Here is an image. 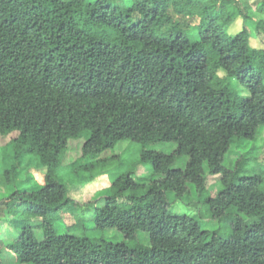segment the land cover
<instances>
[{
  "label": "trees",
  "instance_id": "1",
  "mask_svg": "<svg viewBox=\"0 0 264 264\" xmlns=\"http://www.w3.org/2000/svg\"><path fill=\"white\" fill-rule=\"evenodd\" d=\"M263 129L264 0H0V137H10L0 220L18 233L6 247L14 264H264V175L241 173L252 161L264 168V142L244 148ZM85 135L70 163L77 175L124 140L152 166L140 181L118 175L93 200L97 228H117L121 242L54 225L72 202L57 172ZM160 142L176 148H152ZM235 145L243 152L226 167ZM182 156L186 166L173 167ZM208 175L221 182L215 195ZM194 194L229 232L171 211Z\"/></svg>",
  "mask_w": 264,
  "mask_h": 264
},
{
  "label": "rangeland",
  "instance_id": "2",
  "mask_svg": "<svg viewBox=\"0 0 264 264\" xmlns=\"http://www.w3.org/2000/svg\"><path fill=\"white\" fill-rule=\"evenodd\" d=\"M243 27V18L238 15L235 22L231 25L230 31L237 32ZM251 44L254 46H262L260 41L257 38H251ZM238 91L242 94L245 93L244 87L240 84H235ZM85 137L80 139H71L69 141V150L64 155L62 165L60 166L57 174L60 179L65 181L68 189L69 195L72 198V202L67 208L66 212L61 214L54 225L57 230L67 229L68 231L77 233L79 235L89 236L91 238H106L112 242H121L125 239L124 234L117 228H108V229H99L95 223V202L93 201L97 197L103 198L109 194L107 190L111 185L112 181L121 174H132L135 179H144L145 177L152 175V166L150 164H145L140 161L142 145L133 140H124L119 142L114 148L109 149L101 154V158H109L104 161V165L100 168H96L93 172H84L82 171L80 175H77L72 172L71 165L72 161L76 160L81 154V142L85 141ZM10 140V137H0L1 147H5L7 142ZM256 141V142H255ZM255 141H244V148H251L254 145H258L261 142H264V129L257 136ZM261 152H259L258 159L264 163V145H260ZM152 148L158 151H164L167 153L172 152L176 148V143L172 142H160L155 145H152ZM259 151V149H257ZM243 150L236 147L232 148L231 151L225 157V166L233 167L236 163L232 164V159H235L239 153H242ZM2 158V157H1ZM0 158V163L2 159ZM187 163V156H182L176 159L173 167H182L184 168ZM255 161L244 165V170L241 173L244 174H254V173H263L264 168ZM263 165V164H261ZM6 166V165H5ZM37 166L36 161L31 165V167H24L23 171L30 170L34 172ZM264 166V165H263ZM42 168H40L41 170ZM44 171V169H42ZM263 172H262V171ZM102 171V172H101ZM98 172L99 174L95 173ZM36 175H40V172H35ZM94 175L93 178L91 176ZM39 177V176H38ZM86 177L90 180L84 183L83 192L82 190L77 189L80 184H82L83 178ZM217 177L213 175H208V187L207 194L215 195L216 190L220 188V181H217ZM140 181V180H138ZM109 183V184H108ZM108 184V185H105ZM105 185V186H103ZM88 188V190H86ZM93 189V190H90ZM4 194L3 190H0L1 194ZM193 202L188 198L185 199H174V202L171 201V211L174 213L188 214L195 216L199 219L202 227L207 230H216L219 233H227L230 231L229 225H226L225 220L217 221L211 218L208 212V207L204 200V195L198 197L194 194ZM93 201V202H90ZM90 202V203H89ZM37 236H42V231L38 229L36 231ZM17 231L13 230L8 224L0 220V239L1 250L3 251V256L7 264H14L15 258L11 252H9L6 247L10 241H13L17 237ZM139 240L145 244L149 243V237L144 232L138 233Z\"/></svg>",
  "mask_w": 264,
  "mask_h": 264
}]
</instances>
